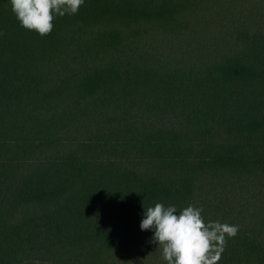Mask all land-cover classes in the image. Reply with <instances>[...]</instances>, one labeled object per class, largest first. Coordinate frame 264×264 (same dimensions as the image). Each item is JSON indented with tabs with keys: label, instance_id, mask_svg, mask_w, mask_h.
Segmentation results:
<instances>
[{
	"label": "trees",
	"instance_id": "trees-1",
	"mask_svg": "<svg viewBox=\"0 0 264 264\" xmlns=\"http://www.w3.org/2000/svg\"><path fill=\"white\" fill-rule=\"evenodd\" d=\"M206 3L85 0L41 36L0 0V264H155L158 202L264 264V23L207 45Z\"/></svg>",
	"mask_w": 264,
	"mask_h": 264
},
{
	"label": "clouds",
	"instance_id": "clouds-1",
	"mask_svg": "<svg viewBox=\"0 0 264 264\" xmlns=\"http://www.w3.org/2000/svg\"><path fill=\"white\" fill-rule=\"evenodd\" d=\"M85 0H11L20 24L44 36L53 30L56 17L75 15ZM0 35H3L0 32ZM140 229L151 230L150 242L162 249L167 264H218L238 225L205 220L202 208L155 203L144 208Z\"/></svg>",
	"mask_w": 264,
	"mask_h": 264
},
{
	"label": "rangeland",
	"instance_id": "rangeland-1",
	"mask_svg": "<svg viewBox=\"0 0 264 264\" xmlns=\"http://www.w3.org/2000/svg\"><path fill=\"white\" fill-rule=\"evenodd\" d=\"M193 15L199 22L198 33H195L197 41L211 45L222 37L236 35L248 20L247 16L264 23V0H207ZM162 261V249L159 248L151 262L161 264Z\"/></svg>",
	"mask_w": 264,
	"mask_h": 264
}]
</instances>
